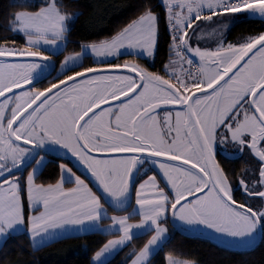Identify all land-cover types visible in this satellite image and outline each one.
Returning <instances> with one entry per match:
<instances>
[{
  "label": "snow or ice",
  "instance_id": "snow-or-ice-1",
  "mask_svg": "<svg viewBox=\"0 0 264 264\" xmlns=\"http://www.w3.org/2000/svg\"><path fill=\"white\" fill-rule=\"evenodd\" d=\"M18 2L3 27L22 40L0 38V247L100 233L89 264H107L147 234L128 264H150L169 224L244 249L264 239V31L226 40L241 15L264 21V0H143L111 35L78 42L70 0ZM161 19L162 65L119 62L155 63ZM53 153L59 178L38 183ZM245 153L251 166H223Z\"/></svg>",
  "mask_w": 264,
  "mask_h": 264
},
{
  "label": "trees",
  "instance_id": "trees-1",
  "mask_svg": "<svg viewBox=\"0 0 264 264\" xmlns=\"http://www.w3.org/2000/svg\"><path fill=\"white\" fill-rule=\"evenodd\" d=\"M69 0H66L68 3ZM143 0H70L69 11H79L80 15L72 23L69 41L96 40L111 35L119 27L127 23L137 14V8ZM157 3L158 0H152ZM21 7L18 0H0V38L7 36L11 41L18 43L22 37L6 32L4 25L7 23L8 12ZM264 21L248 18L236 23L228 32V41H234L238 37L254 35L264 31ZM160 40L155 63L139 57L121 56L119 62L125 59H136L141 65L148 66L150 70H156L166 59V46L168 37L164 31V21L160 23ZM78 50V45L69 43L65 51ZM64 53H61L62 58ZM59 59L57 57H53ZM117 62V61H116ZM115 62V63H116ZM224 161V167L239 171L241 167L235 163ZM79 174V173H78ZM59 178V170L56 164L48 162L37 176V182L49 183ZM235 183V181H234ZM172 234L163 248L155 253L150 264H166L165 252L172 251L180 259H191L197 264H264V239L251 251L230 249L201 238H190L179 234L169 224ZM173 229V230H172ZM115 234V233H114ZM108 239L100 233H88L70 236L54 241L37 251H31L26 237H17L9 240L6 245L0 247V264H89L92 251ZM147 239V234L134 238L132 243L125 246L107 264H128L131 259L129 253L134 247H138Z\"/></svg>",
  "mask_w": 264,
  "mask_h": 264
},
{
  "label": "rangeland",
  "instance_id": "rangeland-1",
  "mask_svg": "<svg viewBox=\"0 0 264 264\" xmlns=\"http://www.w3.org/2000/svg\"><path fill=\"white\" fill-rule=\"evenodd\" d=\"M244 19H248V18H245L244 16H240L239 17V19L235 22V23H230V25H229V28L226 30V39H227V35H228V32L230 31V29L236 24V23H238L239 21H241V20H244ZM254 19H259V18H254ZM205 39H211V38H205ZM123 56V55H122ZM121 57V56H120ZM119 57V58H120ZM140 58V57H139ZM109 60H116V59H114V58H112V59H109ZM108 60V61H109ZM124 61V60H123ZM122 61V62H123ZM121 62V63H122ZM59 67V66H58ZM126 70H131L130 68H127ZM52 155H58V154H55V153H53ZM244 157H248V158H250V162H248V159H247V161H245V162H247V165H249V166H251L252 164H254V158L253 157H251L248 153H245L244 154ZM66 158H68V159H70V160H72V162L75 164L76 163V161H75V159L74 158H72L70 155L68 156V157H66ZM44 167V166H43ZM43 167H42V169H43ZM77 167H80L79 165H77ZM245 167V163L244 164H242V166H241V168L239 169V171H241V170H243V168ZM41 169V170H42ZM81 172H83V169L81 168ZM86 176H87V174H86ZM234 181L235 180H233V184H235L234 183ZM65 186L67 187V186H70V185H68V184H65ZM169 226V225H168ZM169 229H170V232H169V237L171 236V234H172V231H171V228H170V226H169ZM173 230V229H172ZM187 233H190V234H196V235H204V236H207L206 234H204V233H200V232H198V231H193V232H187ZM72 235H81V234H76V233H69V234H65L63 237H66V236H72ZM233 246H236V245H233ZM236 247H239V246H236ZM124 248V247H123ZM123 248H121L119 251H121ZM242 248V247H241ZM160 250V249H159ZM159 250H156L154 253H153V255L155 254V253H157ZM119 251H117L112 257H114ZM152 255V256H153ZM112 257H110V258H108V261L112 258ZM180 259V258H179Z\"/></svg>",
  "mask_w": 264,
  "mask_h": 264
},
{
  "label": "water",
  "instance_id": "water-1",
  "mask_svg": "<svg viewBox=\"0 0 264 264\" xmlns=\"http://www.w3.org/2000/svg\"><path fill=\"white\" fill-rule=\"evenodd\" d=\"M119 71H123V72H126V73H131V70H126V69H122V70H119ZM109 103H115V101H112V102H109ZM174 230H176L179 234H181L183 236H186V237H190V238H201V239H205V240H209L211 242L217 243L219 245H222V246L227 247V248H230V249H237V250H242V251H251V250L255 249L260 244V241H261V240H258L257 243H256V245L253 248H251V249H244V248H241V247H236V246H233V245L224 243L221 240L214 239V238H211V237H208V236L190 234V233H187V232H183L182 230H179V229H174Z\"/></svg>",
  "mask_w": 264,
  "mask_h": 264
},
{
  "label": "flooded vegetation",
  "instance_id": "flooded-vegetation-1",
  "mask_svg": "<svg viewBox=\"0 0 264 264\" xmlns=\"http://www.w3.org/2000/svg\"><path fill=\"white\" fill-rule=\"evenodd\" d=\"M53 59H55V58H53ZM117 60H109L108 62H110V63H115ZM59 65L57 64V67H58ZM56 155H50L49 156V158H48V162H52V163H54V164H56L57 165V163H58V161H57V159H56ZM218 159H220V157H218ZM247 159H248V162H250V158H246V157H244V155L242 156V157H240L239 159H233V160H225V161H228V162H232L231 164H232V166L235 164V163H237V165L239 166V167H241L242 166V164H244L245 163V161H247ZM68 160H70V159H68V158H65V160H64V162H68ZM47 162V163H48ZM46 163V164H47ZM73 163V162H72ZM45 164V165H46ZM74 164V163H73ZM222 164H223V166H224V161H222ZM44 165V166H45ZM71 166V165H70Z\"/></svg>",
  "mask_w": 264,
  "mask_h": 264
},
{
  "label": "crops",
  "instance_id": "crops-1",
  "mask_svg": "<svg viewBox=\"0 0 264 264\" xmlns=\"http://www.w3.org/2000/svg\"><path fill=\"white\" fill-rule=\"evenodd\" d=\"M81 235H83V234H81ZM72 236H77V235H72ZM66 237H70V236H66ZM66 237H62V238H66ZM62 238H60V239H62ZM57 240H59V239H57ZM57 240H55V241H57ZM52 243V242H51ZM50 244V243H49ZM48 245V244H47Z\"/></svg>",
  "mask_w": 264,
  "mask_h": 264
}]
</instances>
